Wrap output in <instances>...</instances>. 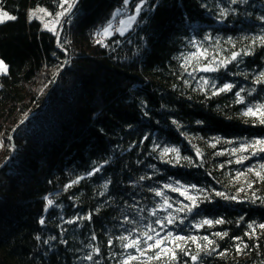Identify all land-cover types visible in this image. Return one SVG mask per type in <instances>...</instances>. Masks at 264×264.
Listing matches in <instances>:
<instances>
[{"label":"trees","instance_id":"obj_1","mask_svg":"<svg viewBox=\"0 0 264 264\" xmlns=\"http://www.w3.org/2000/svg\"><path fill=\"white\" fill-rule=\"evenodd\" d=\"M62 3L0 0V264H264V185L232 182L264 140L245 114L264 110V0H76L56 32L30 15Z\"/></svg>","mask_w":264,"mask_h":264},{"label":"rangeland","instance_id":"obj_2","mask_svg":"<svg viewBox=\"0 0 264 264\" xmlns=\"http://www.w3.org/2000/svg\"><path fill=\"white\" fill-rule=\"evenodd\" d=\"M0 12H6L0 9ZM129 8L128 6L125 7L124 9H120L118 14L115 12V15L111 21V29L108 32V34H102L100 36L101 41H105L106 38L110 37L114 32L113 28L116 24H119V30L118 33L120 35H125L128 33L139 13L137 14L136 11L134 13H128ZM8 13V12H7ZM11 15L10 13H8ZM38 18L47 24L48 29L50 28H55V32L58 30V24H53L50 23L55 17L48 16L44 13H39L37 12ZM135 16V20L129 21V17ZM8 20H5V22ZM60 22V18H59ZM123 22V23H122ZM109 26V25H108ZM107 26V27H108ZM253 113L255 114H250L251 117L253 118H258V119H263L264 115H261V113H264V110L259 108V109H253ZM235 157L233 158V162H248L247 165L240 167V168H234L233 170V176H232V182L237 188L238 192L246 191L250 192L252 188H254L256 185H264V158L262 157L264 154V140L263 139H257V140H251L248 141L247 143H241L238 145L237 150L233 151ZM251 160V161H250ZM259 173V175H257ZM185 243V239H171L169 241L160 242L159 247L157 244L155 247L161 248L158 250L157 253V258H163L175 251V249L179 248L180 245ZM163 244V245H162ZM154 247V248H155ZM130 262V260H128Z\"/></svg>","mask_w":264,"mask_h":264},{"label":"snow or ice","instance_id":"obj_3","mask_svg":"<svg viewBox=\"0 0 264 264\" xmlns=\"http://www.w3.org/2000/svg\"><path fill=\"white\" fill-rule=\"evenodd\" d=\"M233 2H235V0H233ZM75 3H76V0H71V2H70V0H63V3L60 5V7H61V8H64V6L67 5V8H64V11H61V12H59V13H56V14H55V18H54L52 21H50V23L58 24V23H59V18L65 16V15L67 14V12H68L72 7L75 6ZM124 3L127 4V3H128V0H124ZM141 7H142V4H141V5H137V7H136V9H135V11H136L137 14L140 12ZM37 12H39V13H44V14H46V15H48V16H53V13L47 12V10H46V9H43V8H41V9H37V10L33 11L30 15L33 16V17H36V16H37ZM118 12H119V10H117V14H118ZM16 18H17V17H15V16H13V15H9L7 12H0V23H4L5 20L13 21V20H15ZM261 19H264V17H261ZM132 20H135V16L129 17V21H132ZM122 23H123V22H122ZM45 26L47 27V24H46ZM110 29H111V24H109V26L106 27V28L103 30V33H104V34H108V32L110 31ZM49 30H50V31H55V28H50ZM260 42H261V44H264V37H260ZM238 55H239L238 53L233 54V55H232V59L235 60V59L237 58ZM202 70H204V71H209V70H214V69L204 68V69H202ZM7 72H8V66L5 64V62H4L3 60H0V75L7 74ZM261 75L264 76V73H262ZM257 82L259 83L260 81H257ZM205 83H207V81H205ZM232 87H233V86H232L231 84H227V85H225L222 89H220V91L231 90ZM237 95H239V93H237ZM241 99H242V98H241ZM245 114L248 115V114H255V113H253V110H252L251 108H249V109H248V112L245 113ZM261 115H264V113H261ZM261 122L264 123V120H262ZM166 151H169V150H166ZM262 167H264V166H262ZM257 175H259V173H257ZM74 183H75V182H74ZM165 187H168V186L166 185ZM174 190H175V189H174ZM157 195H162V193L157 192ZM48 204L51 205V204H52V201L49 200V201H48ZM222 222H223V221H216V223H222ZM40 223L43 224L44 221L41 220ZM204 223L210 225V224L212 223V221H207V220H206V221H204ZM249 227H252V226L249 225ZM259 227L262 228V229H264V224L259 225ZM145 235H147V233H145ZM217 235H221V234H220V233H217ZM224 235H226V234H224ZM37 239H39V237H37ZM122 239H126V238L122 237ZM148 239H152V237H151V236H148ZM179 239H183V237H179ZM205 239H207V238L205 237ZM159 243H160V242L158 241V242H157V246L159 245ZM132 246H135V242H134L133 244H131V245H126V247H132ZM237 250L239 251L240 249L238 248ZM87 258H88V259H91V256H89V257H87ZM192 259L195 260L196 257L193 256Z\"/></svg>","mask_w":264,"mask_h":264},{"label":"built area","instance_id":"obj_4","mask_svg":"<svg viewBox=\"0 0 264 264\" xmlns=\"http://www.w3.org/2000/svg\"><path fill=\"white\" fill-rule=\"evenodd\" d=\"M114 32L117 33L119 30V24H116L113 28Z\"/></svg>","mask_w":264,"mask_h":264}]
</instances>
